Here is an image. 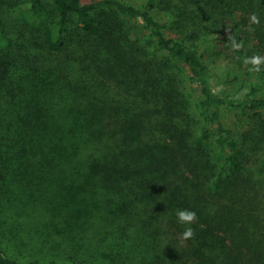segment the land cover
Returning a JSON list of instances; mask_svg holds the SVG:
<instances>
[{
  "label": "trees",
  "instance_id": "16d2710c",
  "mask_svg": "<svg viewBox=\"0 0 264 264\" xmlns=\"http://www.w3.org/2000/svg\"><path fill=\"white\" fill-rule=\"evenodd\" d=\"M254 54L264 0H0V199L52 227L0 264H264Z\"/></svg>",
  "mask_w": 264,
  "mask_h": 264
},
{
  "label": "rangeland",
  "instance_id": "374dc122",
  "mask_svg": "<svg viewBox=\"0 0 264 264\" xmlns=\"http://www.w3.org/2000/svg\"><path fill=\"white\" fill-rule=\"evenodd\" d=\"M223 61H215L211 64V68H215L218 70V75L216 76V79L214 80L215 85L217 87H225L227 89L233 88V83L225 82L227 81L228 77H231L233 73L228 69L222 68ZM214 65V66H213ZM218 79V81H216ZM235 85V83H234ZM236 87V85H235ZM225 119L229 120L228 113L225 112ZM67 189L60 183L59 186H51L50 192L46 189L47 194H51V198L55 200L56 198H60L62 195L65 197ZM62 192V195L59 193ZM41 194L42 190L40 191ZM60 195V196H59ZM52 200V201H53ZM59 200V199H58ZM56 201V200H55ZM6 201H3V199H0V242H6V248L8 250L9 254H12L13 256L18 257H27L30 258L32 255H37V257H43L44 252L43 251H31V246L29 243H26L31 241L35 242L36 239L39 240L41 235L45 234L50 228L48 227V224H46V221H48V217L39 210L36 211H13V208H5L6 207ZM56 203V202H55ZM59 219L62 218L58 217ZM5 221L7 222H4ZM64 225V224H63ZM48 233H50L48 231ZM51 235V234H49ZM24 240V243L21 245L18 244V240L20 239ZM9 245V247H8ZM20 246V247H19ZM25 246V247H24ZM11 252V253H10Z\"/></svg>",
  "mask_w": 264,
  "mask_h": 264
},
{
  "label": "clouds",
  "instance_id": "9594fccd",
  "mask_svg": "<svg viewBox=\"0 0 264 264\" xmlns=\"http://www.w3.org/2000/svg\"><path fill=\"white\" fill-rule=\"evenodd\" d=\"M249 21L251 25H258L260 18L257 13L253 12L249 15ZM232 50H240L243 47L242 42L238 41L234 36L228 37ZM246 65H250L249 71L259 72L261 66L264 65V55L254 54L251 57L244 59ZM177 222L181 225H185L184 230L180 234V238L184 241H188L194 238L195 231L191 227L196 223L198 216L194 210L191 209H177L175 212Z\"/></svg>",
  "mask_w": 264,
  "mask_h": 264
}]
</instances>
